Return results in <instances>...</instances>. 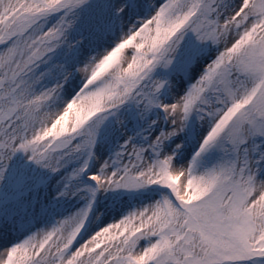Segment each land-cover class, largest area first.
Instances as JSON below:
<instances>
[{"label":"snow or ice","instance_id":"obj_1","mask_svg":"<svg viewBox=\"0 0 264 264\" xmlns=\"http://www.w3.org/2000/svg\"><path fill=\"white\" fill-rule=\"evenodd\" d=\"M0 264H264V0H0Z\"/></svg>","mask_w":264,"mask_h":264}]
</instances>
